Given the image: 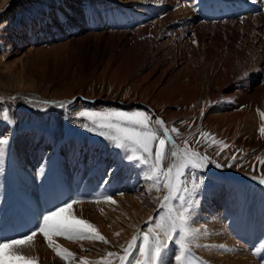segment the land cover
Wrapping results in <instances>:
<instances>
[{"label": "bare ground", "instance_id": "1", "mask_svg": "<svg viewBox=\"0 0 264 264\" xmlns=\"http://www.w3.org/2000/svg\"><path fill=\"white\" fill-rule=\"evenodd\" d=\"M50 1L0 0V87L3 90L32 88V85L22 84L21 79L25 78L27 70L33 69L38 80L47 77L52 78V81L41 91L40 103L25 105L47 109L50 108L48 103L56 98L72 99L81 96L89 101L96 99L100 103L88 107L78 102V112L85 109L121 110L133 107L131 111H144L152 116L153 121L154 116L163 115L166 126L175 127L179 133L188 136L189 141L205 140L208 148L201 145V142L197 145L202 153L212 158L228 159L247 153H251L252 158L260 154L259 150L264 153V134L260 132V128L264 126V119L260 115L264 113V0H57L40 22L38 19L32 21L31 16L38 9L49 6ZM7 16L11 18L8 20ZM23 21L29 28L20 27ZM85 22L101 23L105 27L101 26L88 33L71 31L70 35L63 38L66 39L64 42L48 48L39 47L44 44L41 39L52 32ZM26 38L30 44L28 50L18 59L19 74L15 70L18 67L12 66L17 62L7 65L4 60L13 51L19 50V46L26 44ZM139 40L143 41L139 43ZM75 53L86 58L92 53L90 62L87 60L88 66L100 69L101 74L106 72L109 75L103 84L114 88L111 94L104 87L95 88L89 82L85 85L88 88L94 87L92 92L84 89L65 91L64 83L57 81L53 74H49V77L43 74L50 65L60 69L65 59H71ZM117 75L119 82L115 83ZM38 87L41 88V85ZM44 103L46 104L43 105ZM107 104L109 106L106 107ZM5 109L0 106V113ZM69 115L73 116V113ZM17 117H11V123L0 118V139H9L3 156H0V234L8 237L11 232L13 234L10 220L18 218L19 207L25 210V217L32 212L36 222L41 215L37 210L40 205L36 208L37 201L32 190L33 183L39 178L34 180L32 175L28 153L32 148L30 142L40 133L39 127L45 130L44 135L49 136V131L52 132L55 148L62 145L63 137V127L58 118L37 114ZM80 118L82 117L78 113L76 117L70 118V126L78 136L104 138L98 134V130L89 131L82 126L88 121ZM29 126L32 128H28ZM3 128L4 132H1ZM29 132L34 136L31 137ZM201 133L210 135L204 137ZM173 135L179 146L178 135ZM45 140L42 137V141L46 142ZM214 141H226V144L219 147ZM215 143L217 146H214ZM241 146L244 148L238 150ZM41 155V151L37 152L36 158ZM262 155L264 154L260 156ZM87 156L86 160L79 162V166L75 163L77 167L74 166L73 158L66 162L51 159L52 156L48 157L49 160L44 158L45 161L42 158L41 162L37 159L39 172L47 170L52 173L43 181L45 190L42 200L47 201V195L55 192L52 186L58 173L62 174V186H67L66 189L71 186L72 190L75 187L80 190L82 188L83 193L97 186L101 177L105 182V169H91L89 153ZM5 162H8V167L4 166ZM126 167L128 176L113 172L115 175L109 177L107 183H100L106 185L102 186L105 190L117 183L129 194H119L112 210L106 209L104 215L97 217L93 205L78 203L73 206L75 214L93 224L99 233L110 236L119 233L118 244L128 240L129 230L136 227L143 220L142 217L149 213L137 204L140 205L141 201L146 200L149 210H153L151 201L157 195L153 194L144 179L140 186H136L137 170H132L128 163ZM232 168L237 169L234 166ZM260 169L264 171V165ZM89 171L92 173L89 174ZM8 172L15 174L13 176L19 181L18 186L12 183L13 177ZM199 177L203 179V183L197 192L196 208L191 217V227L197 230V234L191 241L195 245L205 244L204 247L201 246V250L206 252L202 255L207 258L208 264H255L253 259L242 256L243 253L232 242L230 233L235 226L231 217L241 209L243 197L240 190L229 185L226 180L219 181L207 175ZM8 182L12 187L10 190H6ZM142 187L144 190H141ZM214 188L222 190L223 193L216 196V193H212ZM139 189L141 193L130 195L140 191ZM144 191H147L150 202L145 199ZM15 192L19 198L15 196ZM73 194L75 198L80 193ZM255 198L256 202L250 204L252 208L259 206L257 199L261 201L258 194ZM19 200H22L21 203ZM227 214L229 217H226ZM216 216L218 218L214 219ZM5 217L7 221H4ZM226 218L233 224L228 225ZM55 239L62 247L76 254L77 259L72 264H79L80 257L91 261L97 256L101 261L108 253L101 241H66L63 237ZM40 242L35 237L31 246L22 249L23 254L36 259L37 264H65L48 245ZM207 249L210 251H206ZM170 259L167 254L165 262L169 263Z\"/></svg>", "mask_w": 264, "mask_h": 264}, {"label": "rangeland", "instance_id": "2", "mask_svg": "<svg viewBox=\"0 0 264 264\" xmlns=\"http://www.w3.org/2000/svg\"><path fill=\"white\" fill-rule=\"evenodd\" d=\"M55 2H57V0H51L49 6L46 5L43 8L38 9V11H36L34 13V15L31 16V18H32L31 20L33 21L35 19H38V22H40V19H42L43 17H45L48 14L47 12L50 11V6H53L55 4ZM7 18L9 20L11 17L7 16ZM30 24H32V23H30ZM93 24H95V25H93ZM104 25L105 24H101V23L89 24L88 22H85V23H81L79 25L68 26V27L64 28L63 30L61 29L60 31L52 32L48 37H44L43 39H41L44 44L40 45L39 47L48 48V47L55 45L57 43H62L66 40L63 38L67 35H70L71 31H72V33L77 31V30H80L82 32L84 31L87 33L88 32H94L97 30V28L99 29L101 26H104ZM16 27H18V25ZM20 27L21 28H24V27L29 28V26L26 25L25 21L20 23ZM61 35H62V37H61ZM50 36H52V37H50ZM26 39H27L26 44H24L22 47L19 46V50L15 49L16 51H13V53L11 55L7 56L4 60V61H7V65L10 63H13L14 61L17 62L16 64H13L12 66L16 65L18 67L15 70L19 74H20V72H19L20 71V65L18 63V61H19L18 59H20L23 56L24 52H26L28 50L29 44H30L29 39L28 38H26ZM142 41L143 40H141V41L139 40V43ZM13 42H15V39L13 40ZM144 47L146 48L147 45H145ZM154 48H156V45H154ZM94 49H95V46H94ZM137 49H139V48L137 47ZM162 50H165V49L163 48ZM117 51H119V50H117ZM74 55L75 56L72 57L71 59L66 58L65 59L66 61L62 64V67H60V69H58L57 66L55 67L56 69L52 68V65H50L51 67L47 66V68L43 71V74L48 75V77H49V74H53L57 81L64 83L65 86H63L64 87L63 90H65V91L83 90L84 89L85 91L92 92L94 87L95 88H97V87L103 88L104 87V89L105 90L107 89V92L110 94L114 91V88H112V87L110 88L107 85L103 84V83H106L107 78L109 77V75L106 72L104 74H101L99 71L100 69L98 70V68L96 69V68H93L92 66L91 67L88 66V62H90V56L92 55V53H91V55L88 56V58L84 57L82 54L77 55L75 53ZM130 55H131V53H130ZM87 60H88V62H87ZM101 65H103V64H101ZM3 71L5 72V69H3ZM26 72H25V78L21 79V81L23 82L22 84L26 83V84H29V86L32 85L33 87L31 86L32 88H29V89H19V88L8 89V88H4L5 91L3 90L2 87H0V89H1L0 90V106L6 108L5 111H7L11 117H15V118H18L17 116L26 117L28 114H34V115L37 114L39 116H52L55 119L58 118L59 123H61L62 127H63L62 128L63 137L61 139L62 145L61 146L57 145V148H55V146H54L55 140L53 139L52 132L49 131V136L44 135V134H46L45 130L42 129L41 127H39L40 133L36 135L35 139L32 140V142H30L32 148L28 150V151H30L28 153H29V160L31 162V170L33 171L32 175L34 177V180L39 178L38 180L35 181L36 183H33V188H32L33 194H35V200L37 201L36 202V208L38 205H40V206H38L39 209L37 208V210H39L38 212L41 214L39 217V220L42 219V216L44 214H46L48 211L53 210L55 207L60 206L64 202L69 201L71 199H79L81 201V204L84 203L88 206L93 205L92 207H94V209L96 210L95 215L97 217H101L102 215H104L106 213V209L108 211L112 210L113 207H115V203L105 202L103 197L111 196L112 199L115 201V198L119 194H123V195L124 194L129 195V194L126 193V191H124V187H120L119 184L117 185V183L114 184V186H112V187L106 188V190L104 188H102V186L106 187V185L104 186L100 183H104V184L107 183L106 181H108L113 175H115L118 172L128 176V174H127L128 170L126 167L127 163L129 166L132 167L131 168L132 170L133 169L137 170V172L135 174L136 175V179H135L136 186H138V185L140 186L144 181L147 185H151L150 181L145 180V178L143 176L142 169L138 166H135L131 161H128L126 159H122V156L124 155V153L120 149L115 148L113 146V144L109 140H107L105 137L104 138L102 137L101 139H97V138H94L92 136L89 137L88 135L78 136L76 134L75 130L70 126V118L76 117V114L79 113L78 110H79L80 106H77L78 102H81V105L88 107V106L96 105L97 103L99 104L100 102L98 100L94 99V100L89 101V100L82 99L81 96H75L72 99H69V98L57 99L56 98L54 101L51 100V102L48 103L50 108H47V109H39L38 107H32L31 105H25V104L40 103L39 97L42 96V92H43L44 88L49 84L48 82L52 81V78H47V77H46V79L38 80L37 79L38 77L36 76L33 69H29ZM18 73H16V74H18ZM46 73H48V74H46ZM100 75H101V77H100ZM88 82H89V84L92 83L95 86L93 88H91V87L88 88L89 86L85 85V83L87 84ZM118 82H119V79H118V75H117L115 83H118ZM98 83H102V84H98ZM39 85H41L42 89L38 87ZM57 90L58 89L56 88L55 91H57ZM124 101L126 102L127 100L124 99ZM45 104L46 103H44L43 105H45ZM60 104H64L65 106L60 107L59 106ZM105 106L107 107V106H109V104H107ZM132 109H133V107L123 108L121 110L131 111ZM96 110H98V109H96ZM69 113L70 114L73 113V116H70ZM156 117L159 119H162V120L165 119L163 115L159 116V117L154 116L155 119H157ZM80 119L82 121H86V120H84V118H80ZM164 122H165V120H164ZM28 128H32V127L29 126ZM1 132H4V128L1 130ZM29 134L32 137L33 134L30 132H29ZM42 137L46 138V140H45L46 142L42 141ZM178 137H179V139L177 141H179L178 144L180 147H183L184 141H187L188 145L192 149L200 152L202 155H207V154L202 153L200 151L199 146L197 145L198 142H201V145H204L205 147H207V145H206L207 142L205 140L200 139L201 141L200 140H193L192 141L190 139L191 141H189L188 136L182 134L181 132L178 134ZM203 141H204V143H203ZM192 143H194V144H192ZM216 143L214 144V146L216 145ZM217 144H219L218 145L219 147L225 146L226 141H223L221 143L218 142ZM195 145H197V147ZM243 148H244V146H241L238 150H242ZM39 151H41L42 155H41V157L36 158L37 152H39ZM260 151L261 150L258 151L260 153L259 155H255L252 158H251V153L250 154L247 153V154H242L240 156L238 155L236 157L234 156L235 157L234 160H232L233 157H230L228 159L227 158L226 159H216V158H212L209 155H207L211 159L212 163H209L204 169L199 170L197 173L198 176L207 175V176L215 177V178L219 179V181L226 180L229 183V185L238 187V189L240 190L243 198H242V202L240 203L241 209L239 210V212H242V213L237 212V213H235V215L233 217H231V220L235 226L231 228L230 233H231V237H232V242H235L236 246L238 247V250L240 249L241 253H243L242 256L243 257H249L250 259H253L255 264H264V184H262L260 182V177L264 176V171H261V169H260L261 166L264 165V155H262V156H260V155L264 154V153H261ZM88 153H89V156L91 157V169H98V170L101 168L105 169L104 172L107 175V176H105V182H103L104 179L102 180L101 178H103V177H101L100 179H98L99 183L97 186H95L91 190H87V192L83 193L82 188L80 190V189L75 187L72 190L71 186H69L67 189L65 188L67 186H62V184H61V182H63V181H61L62 180V174L58 173V174H56V175H58L57 178L53 182V184L54 183L55 184L52 186V188L55 192H53V194L49 193L47 195V197H48L47 201H45L44 199L42 200V198H44L42 193L45 190V189L43 190L44 184H45V183H43V181L44 180L46 181L47 177L50 176V174H52V173H50L47 170L45 172L44 171L39 172L40 166L37 164L39 162V160H40V162L42 161L41 160L42 158H43V161L49 160V158L52 156L51 159L54 158V159H58L61 162H66L67 159L73 158V160L75 161L74 166L77 167V166H79L80 161L86 160L88 158V156H87ZM253 154H255V153H253ZM56 156L58 158H55ZM44 158H45V160H44ZM37 159H39V160L37 161ZM29 160H28V162H29ZM243 161H245V162H243ZM75 163L77 166L75 165ZM217 163L220 164L221 167H216ZM7 164H8V162L7 163L5 162L4 166L5 165L7 166ZM232 166H234L237 169H233ZM113 172L114 173L116 172V173L114 174ZM42 173H44V174H42ZM88 173L91 174L92 171H89ZM8 174H9V172H8ZM11 174H9V176L13 177L12 183L14 185L16 184L15 186H18L17 184L19 183V181H17V178H15V176H13L15 174H13V175H11ZM59 176L61 178H59ZM82 178L83 177L81 176V178H80L81 181L83 180ZM106 178H108V179L106 180ZM63 179H64V177H63ZM143 179H144V181H143ZM56 180H58V181H56ZM15 181H16V183H15ZM8 183L9 184H6L7 185L6 190H10L12 188L10 185V182H8ZM39 185H40V187H39ZM217 186H220V184H217ZM99 187H101V188H99ZM211 189H212V187H211ZM214 189L215 190L212 193L213 194L216 193L217 194L216 196H219L220 194L223 193V191L220 189H216V188H214ZM77 190H78V193H76ZM141 190H144L143 187L141 188ZM141 190L138 192L131 193L130 195H135V193L138 195L139 193H141ZM105 191H107V192L105 193ZM151 191L153 192V194H155V195L157 194L156 195L157 197L154 196L152 201L148 198V195H146L147 191H144L145 194L143 193V195H144L145 199H147L149 202L150 201H151V203L153 202L154 209L149 210L150 208L148 207L149 205L147 204L146 200H144L143 202L141 201L140 205L137 204V206H140L141 209L147 210V212H149V213H148V215H145L144 217H142L143 220H141V222H139V224L136 227H132L130 229L132 231L129 230V236L130 237L127 238L128 240L123 241L121 244H118V242H117L118 241V239H117L118 235L112 234L110 236V234L107 235L106 233H100L108 241V243H104L105 247L108 249V252H116V253L122 254V246H126L127 242L129 240H131V237L134 234H137V229L146 230L147 227L150 226L151 223H153V221H149V217H153V219H155V218H157L158 213H160L162 211L159 208L158 198L162 199L163 195L165 194L164 191L161 190L160 192H157L154 188H151ZM89 192H91V193H89ZM73 193H75L77 195L79 193L80 194L78 196L75 195L76 197L74 198ZM255 193L258 194V196H260L261 201H259L257 199V202H259V206H257L256 208L255 207L252 208L250 206V204L253 202H256V198H255L256 194ZM56 194H58V196ZM158 194H160V195H158ZM15 196L17 198H19L18 193H16V192H15ZM71 196H73V197H71ZM196 198H198V193H196L194 199H196ZM38 199L40 200V202ZM97 200L99 202H97ZM21 201H20V203H21ZM41 201H42V203H41ZM172 203L176 206L179 205L178 201H173ZM44 204L45 205L47 204V205L45 206ZM17 213H18V218H14V219L10 220V224H9L11 230L13 231V234L11 232L9 237L6 235L3 236L0 234V239L10 238V237L20 238L23 234L29 233L30 230L35 228L37 222L35 221V219L32 215V212L27 213L28 217H25L26 216L25 210L22 207H19L17 209ZM92 216H94V214H92ZM226 217H229V215L227 214ZM217 218L218 217L216 216L214 219H217ZM3 219H4V221H7V217H5ZM226 221L228 222L229 220H227V218H226ZM232 222L231 223L228 222L227 224L232 225L233 224ZM16 227H17V229L15 230ZM238 227H239V229H238ZM106 229H109V227H106ZM232 229H234V230H232ZM235 230H236V232H235ZM227 231L228 230H226V232ZM227 233L230 235L229 231ZM36 237H38V239H40L41 244L44 245V243H45V246H47V243L45 242V239H44L42 234L37 233ZM66 241H76V240L66 239ZM204 245L205 244L195 245L190 240L189 246L191 249L192 256L194 258L193 264H208L207 258L202 255V254L206 253L205 251L203 252V250H201L202 247H204ZM209 249H207L206 251H210ZM176 250H177V245L170 244L167 254H169L171 259H170L169 263H166V264H175L173 254L176 252ZM96 257L93 258L95 260L91 259V261L92 260H93V262H95L97 260L99 261L100 258H98V257L96 258ZM112 259H114V264H119L118 259H116V258H112ZM250 263H251V261H250Z\"/></svg>", "mask_w": 264, "mask_h": 264}, {"label": "snow or ice", "instance_id": "3", "mask_svg": "<svg viewBox=\"0 0 264 264\" xmlns=\"http://www.w3.org/2000/svg\"><path fill=\"white\" fill-rule=\"evenodd\" d=\"M260 115L264 119V113ZM78 116L88 121L82 126L89 131L98 130L99 135L120 149L124 153L122 159L140 167L145 180L151 182L150 188L165 193L162 199L158 198L162 211L155 219L149 217L153 223L146 230L137 229V234L131 237L126 246H122V254L108 252L105 258L95 262L80 257L79 264H114L112 258L118 259L119 264H166L165 256L170 244L177 245L173 254L175 264H193L189 244L197 230L191 227V217L196 207L194 197L203 183L197 173L212 163L211 159L192 149L187 141H184L183 147L178 146L173 135L179 134L178 129L167 127L159 118L153 121L152 116L144 111L85 109ZM0 118L11 123L7 111L0 113ZM260 132L264 134V126ZM201 135L208 137L210 134ZM8 143L7 137L0 139V156H3ZM216 167L221 165L217 163ZM260 182L264 184V176L260 177ZM103 199L115 203L111 196ZM173 201H178L179 207ZM78 203H81L79 199H71L48 211L34 229L20 238L0 239V264H37L36 259L22 252L23 248L33 244L37 233L43 235L48 247L65 264H72L77 257L57 243L56 237L108 243L93 224L75 214L73 206Z\"/></svg>", "mask_w": 264, "mask_h": 264}]
</instances>
